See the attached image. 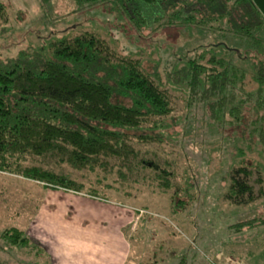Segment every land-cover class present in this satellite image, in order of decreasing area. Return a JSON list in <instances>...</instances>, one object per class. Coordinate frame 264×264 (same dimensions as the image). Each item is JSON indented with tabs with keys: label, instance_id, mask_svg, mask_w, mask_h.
<instances>
[{
	"label": "trees",
	"instance_id": "obj_1",
	"mask_svg": "<svg viewBox=\"0 0 264 264\" xmlns=\"http://www.w3.org/2000/svg\"><path fill=\"white\" fill-rule=\"evenodd\" d=\"M72 1L83 21L112 18L130 47L106 25L74 22L37 69L22 62L27 53L0 64V172L105 201L136 186L190 198L192 183L177 182V159L163 146L169 127L202 133L206 123L230 159L243 155L237 142L264 156V15L253 0ZM8 21L0 1V24ZM250 179L244 160L232 162L223 198L256 199ZM0 264L52 261L26 231L6 226Z\"/></svg>",
	"mask_w": 264,
	"mask_h": 264
},
{
	"label": "rangeland",
	"instance_id": "obj_2",
	"mask_svg": "<svg viewBox=\"0 0 264 264\" xmlns=\"http://www.w3.org/2000/svg\"><path fill=\"white\" fill-rule=\"evenodd\" d=\"M0 1L9 14V21L0 24V64L27 53L22 62L37 69L38 60L51 58L46 50L49 42L60 35L63 27L74 22L80 26L106 25L120 46L130 47L112 25V18L95 15L94 20L83 21L87 15H72L75 8L72 0H50L55 6L48 8V12L42 9L41 0ZM202 125L205 127L206 123ZM202 125L198 128L202 133L181 135L174 134L169 127L172 140L163 144L177 159V182L184 187L183 176H187L192 183L190 189L187 187L192 197L179 192L172 198L174 189L162 194L153 187L136 186L131 197L112 194L111 199L101 200L113 206L116 214L112 217L127 240L129 253L125 264H264V156L259 150L237 142L243 155L234 154L232 160L233 153L222 151L220 140L210 138ZM241 160L251 169L250 184L257 198L235 204L224 199L223 193L229 182L231 163ZM61 199L94 198L47 189L39 182L0 172V227L23 229L28 235L38 237L46 251L52 238L58 239L62 246L65 238L62 215L71 218L75 211L70 200L63 203ZM38 213L57 218L51 223L47 221L48 234L36 225ZM50 258L52 264L57 263Z\"/></svg>",
	"mask_w": 264,
	"mask_h": 264
},
{
	"label": "crops",
	"instance_id": "obj_3",
	"mask_svg": "<svg viewBox=\"0 0 264 264\" xmlns=\"http://www.w3.org/2000/svg\"><path fill=\"white\" fill-rule=\"evenodd\" d=\"M67 200L73 204L75 215L71 218L62 215L65 229L62 246L58 239H45L52 241L46 252L56 259V264H125L129 246L119 232L117 220L112 217L116 214L113 206L98 199H61V202ZM37 217L36 225L44 234L50 230L45 226L47 221H57L56 216L49 213H38ZM31 237L43 244L38 237Z\"/></svg>",
	"mask_w": 264,
	"mask_h": 264
},
{
	"label": "water",
	"instance_id": "obj_4",
	"mask_svg": "<svg viewBox=\"0 0 264 264\" xmlns=\"http://www.w3.org/2000/svg\"><path fill=\"white\" fill-rule=\"evenodd\" d=\"M253 3L260 10V12L264 15V0H253Z\"/></svg>",
	"mask_w": 264,
	"mask_h": 264
}]
</instances>
